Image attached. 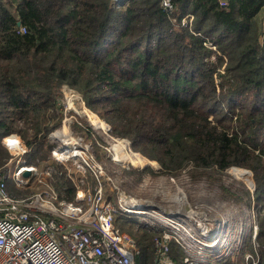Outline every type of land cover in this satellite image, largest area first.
<instances>
[{
	"label": "trees",
	"instance_id": "obj_1",
	"mask_svg": "<svg viewBox=\"0 0 264 264\" xmlns=\"http://www.w3.org/2000/svg\"><path fill=\"white\" fill-rule=\"evenodd\" d=\"M126 2L0 0V142L18 135L46 161L71 88L165 175L249 169L258 228L241 253L252 258L225 264H264V0ZM9 158L0 149V167ZM128 222L117 229L136 264H155L161 231ZM169 254L185 264L175 241Z\"/></svg>",
	"mask_w": 264,
	"mask_h": 264
},
{
	"label": "rangeland",
	"instance_id": "obj_2",
	"mask_svg": "<svg viewBox=\"0 0 264 264\" xmlns=\"http://www.w3.org/2000/svg\"><path fill=\"white\" fill-rule=\"evenodd\" d=\"M116 2L127 3L126 0ZM185 19L184 22H187V18ZM207 44L215 49L210 40ZM59 111L62 112V123L47 138L48 145L52 147L46 161L39 159L37 153L29 152L30 149L18 135L12 137L15 139H8L9 136L0 142V149L10 157L0 167V172L7 175L8 189L13 196L31 198L39 193L53 192L59 200L73 202L68 201L67 194L62 191V177L66 180L73 178L76 194L78 191L92 190L98 184V178L92 169L83 165V160L82 163H76L77 157L68 159L73 153L71 149L77 143V146L85 149L87 156H93L101 163L103 172H98L97 176L116 208L123 205L120 203V199H123L128 203L166 209L185 219L188 231L185 241L192 249V264L229 263L230 257H235V253L238 256L234 261L242 260L244 240L252 232L255 236L258 228L259 213L254 199L255 182L251 170L233 167L221 174L210 172L209 176H202L193 171V167H189L178 176L165 175L158 161L135 149L130 139L118 136L113 126L98 111L93 110L77 90H63ZM91 113L111 126V137L104 135L103 130L99 134L94 129L88 116ZM58 131L63 135L61 139L68 143L62 147L63 154L54 155L55 146L59 143L57 139L50 137ZM119 139L129 141L133 150L146 159L142 168H135L133 165L123 167L122 162L117 164L113 160L108 149L114 148ZM43 150L39 154H45ZM24 166L31 168L30 174L17 176L16 173ZM126 219L158 228L152 224L149 216L130 213L117 214V227L122 229V226H135ZM243 257L246 261L252 258L248 251Z\"/></svg>",
	"mask_w": 264,
	"mask_h": 264
},
{
	"label": "built area",
	"instance_id": "obj_3",
	"mask_svg": "<svg viewBox=\"0 0 264 264\" xmlns=\"http://www.w3.org/2000/svg\"><path fill=\"white\" fill-rule=\"evenodd\" d=\"M220 3L226 5V0ZM162 6L166 10L173 8L171 0H163ZM91 114L88 116L94 129L99 134L103 130L104 135L111 137V126ZM58 132L50 137L59 143L54 155L63 154L62 147L68 143L56 137ZM77 145L68 159L77 157L76 163L83 160V165L95 173L98 184L92 190L78 191L73 202L59 200L53 192L17 198L9 192L7 175L0 172V264H136L133 238L121 233L116 226L117 214H132V210L146 211L152 224L163 232L155 242V264H176L169 254L171 241L186 251L184 263L192 264V249L185 241L188 235L185 219L166 209L128 203L123 199H120L123 205L116 208L97 176L98 172H103L101 163L87 156L85 149ZM108 152L117 164L122 162L123 167L142 168L146 162L127 140H117ZM25 168L31 171L24 166L16 175L25 173Z\"/></svg>",
	"mask_w": 264,
	"mask_h": 264
},
{
	"label": "bare ground",
	"instance_id": "obj_4",
	"mask_svg": "<svg viewBox=\"0 0 264 264\" xmlns=\"http://www.w3.org/2000/svg\"><path fill=\"white\" fill-rule=\"evenodd\" d=\"M66 132V131H65ZM56 137H59V138H62L63 137V135H62V133L61 132H58L57 134H56ZM8 145L10 146V143H8ZM71 151L73 152V149H71ZM70 151V152H71ZM75 153H77V152H75ZM24 170H27V168H25ZM132 212V214H138V215H146V211H141V210H139V211H135V210H132L131 211ZM220 235V234H219Z\"/></svg>",
	"mask_w": 264,
	"mask_h": 264
},
{
	"label": "water",
	"instance_id": "obj_5",
	"mask_svg": "<svg viewBox=\"0 0 264 264\" xmlns=\"http://www.w3.org/2000/svg\"><path fill=\"white\" fill-rule=\"evenodd\" d=\"M30 172H31L30 170H27V171H25L24 174H25L26 176H28V175L30 174Z\"/></svg>",
	"mask_w": 264,
	"mask_h": 264
}]
</instances>
